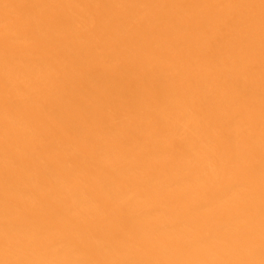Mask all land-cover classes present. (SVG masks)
I'll return each instance as SVG.
<instances>
[{
  "label": "bare ground",
  "instance_id": "obj_1",
  "mask_svg": "<svg viewBox=\"0 0 264 264\" xmlns=\"http://www.w3.org/2000/svg\"><path fill=\"white\" fill-rule=\"evenodd\" d=\"M0 264H264V0H0Z\"/></svg>",
  "mask_w": 264,
  "mask_h": 264
}]
</instances>
